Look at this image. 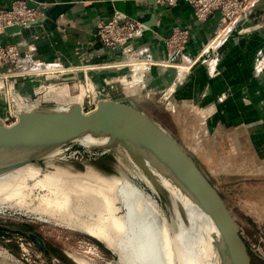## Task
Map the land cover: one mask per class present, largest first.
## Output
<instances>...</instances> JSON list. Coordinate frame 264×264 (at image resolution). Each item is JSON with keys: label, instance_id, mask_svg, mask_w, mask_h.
Segmentation results:
<instances>
[{"label": "rangeland", "instance_id": "rangeland-1", "mask_svg": "<svg viewBox=\"0 0 264 264\" xmlns=\"http://www.w3.org/2000/svg\"><path fill=\"white\" fill-rule=\"evenodd\" d=\"M249 22L259 26L253 25L255 28L251 32L246 26ZM186 58L190 61L179 56L175 61L177 67H168L180 69L175 77L181 78L174 79L164 88H144L143 83L138 82L140 85L137 83L139 88L136 90L134 81L127 84L120 81L126 75H118L119 81L111 82L103 93L101 87L97 89L91 82L88 86L79 80L65 84L70 86V96H81L87 107H92L97 92L101 97L106 95L114 99L134 96L152 108L154 117L194 153L220 188L241 226L253 264H264V14L258 16L254 9L250 17L243 16L233 23L222 17L219 27L202 48L195 54L186 53ZM183 64L188 65L187 71H181ZM12 80L7 79L5 87L0 89L4 92V114L13 95L17 98L23 96ZM74 84L78 86H72ZM48 85L39 86L43 87L41 92L44 95L39 104L53 108L61 106L63 100L59 101L55 96L59 91L67 90L64 88L67 86ZM114 85L120 87V91L108 95L109 90L117 91ZM88 92L92 93L90 97H86ZM104 148L76 142L35 164L43 173L57 167L74 173L94 168L105 174L128 177L158 201L171 243H175L178 230L187 233L188 229L193 230L187 218L186 225L183 223L180 211L165 193L157 194L138 177L135 161L130 160L123 147ZM65 185L79 191L86 184L69 181ZM36 193L47 191L38 189ZM36 204L39 200L33 199L28 205L30 210L9 207L0 212V225L7 227L0 229V264H80L78 258L90 260L93 264H120L118 255L97 238L57 224L55 219L50 222L38 219L39 213L31 210ZM25 231L41 236L55 258L42 251ZM22 241L24 247L20 245ZM208 256L206 259L211 261L218 259L211 250ZM203 261L207 264L205 258ZM176 264H180L178 260Z\"/></svg>", "mask_w": 264, "mask_h": 264}, {"label": "bare ground", "instance_id": "bare-ground-1", "mask_svg": "<svg viewBox=\"0 0 264 264\" xmlns=\"http://www.w3.org/2000/svg\"><path fill=\"white\" fill-rule=\"evenodd\" d=\"M175 55L176 52L172 53L171 59L161 60L160 63L177 66L172 62ZM137 60L143 61L142 64L150 62V59L143 57L130 61L134 63ZM181 66L184 68L181 71L188 70V65ZM49 69L56 71L59 67ZM60 69L64 71L68 68ZM77 99L80 102L58 108L79 104L84 109L81 96ZM26 111L31 110L21 109L20 113ZM1 124L5 123L0 120ZM79 142L103 146L106 139L86 135L79 138ZM58 151L59 148L55 149L49 156L53 157ZM136 161L137 164L132 162L139 171L138 177L157 194L163 192L167 195L172 205L180 211L183 223L186 218L189 220L193 230L188 229L189 233L178 230L174 244L170 242L158 201L151 194L128 177L105 174L94 168L84 173H74L57 167L54 171L43 173L41 167L30 163L0 174V212L9 207L27 211L33 199L39 200V204L31 209L39 213L38 219L45 222L55 219L57 224L97 238L118 255L120 264H176L177 260L180 264H204V258L207 264H216L206 258L209 257L212 241L219 237L218 229L206 209L187 193L174 164L148 143L137 146ZM69 181L86 185L74 191L77 189L66 187L65 183ZM38 189H45L47 193H36ZM77 261L80 264H93L82 258Z\"/></svg>", "mask_w": 264, "mask_h": 264}, {"label": "water", "instance_id": "water-1", "mask_svg": "<svg viewBox=\"0 0 264 264\" xmlns=\"http://www.w3.org/2000/svg\"><path fill=\"white\" fill-rule=\"evenodd\" d=\"M254 9L255 6L245 16L250 17ZM21 29L22 27L14 25L5 28V31L14 33ZM183 59L186 61L189 58ZM152 67L130 69L129 76L136 75L138 78L135 81L147 84L153 77ZM56 79L57 82H70L78 78L64 76ZM45 85H48V81L39 86L46 87ZM4 87L3 82L0 89ZM153 113L154 110L142 102L127 98L114 99L106 95L97 101L96 107L91 111H85L79 104H72L63 109L39 106L22 112L14 123L0 125V174L36 163L48 157L55 149L60 150L68 144L79 142V138L86 135L105 138L103 147L107 149L123 147L136 163L137 146L152 144L174 164L187 193L212 217L219 232L218 239L212 241L210 248L218 256L213 261L216 264H253L241 226L220 188L200 165L194 153ZM3 228L7 227L0 225V229ZM24 233L49 257L55 258L41 236L32 231Z\"/></svg>", "mask_w": 264, "mask_h": 264}, {"label": "crops", "instance_id": "crops-1", "mask_svg": "<svg viewBox=\"0 0 264 264\" xmlns=\"http://www.w3.org/2000/svg\"><path fill=\"white\" fill-rule=\"evenodd\" d=\"M12 1L0 0V8H9ZM29 2L31 5L41 4V17L29 26L23 27L19 32L8 33L5 30L0 32V43L19 44L23 54L42 61L44 64L58 63L62 67L72 69L66 73L13 78L12 81L19 92L29 97L42 91L43 88L39 87L42 82H51L48 86H65V83L74 82H57L56 78L64 76H75L81 82L85 77H88L93 80L97 89H100L99 86L102 88L101 90H107L109 84L115 81L118 75H126L121 77L120 81L123 84L134 81L137 90L139 83L135 81V78L137 79L138 76H129V67L109 66L126 63L121 60L120 50L106 47L97 37L99 25L114 17L125 15L145 24L146 28L135 43L138 46H148L151 56L158 63L165 58V38L171 34L174 26L190 29L191 39L186 53L195 54L217 30L222 19V15L216 12L206 22L199 23L195 18L192 5L186 0H176L172 4L166 0H29ZM255 13L258 16H263L264 0L257 1ZM253 25L259 26L253 22L246 25L248 29L251 28V32L255 28ZM228 50L230 48H227ZM132 62L130 61V63ZM142 62L137 60L134 63L142 64ZM164 66H169V63ZM152 68L153 77L147 84H142L144 88L147 86L164 88L175 79V69L163 68L159 65ZM6 70L7 67H4L0 72ZM1 76L3 74L0 73ZM106 77H109V80L112 79L111 82H108ZM2 83L0 80V85ZM66 86L64 88L67 90L59 91L55 96L59 101L63 100L61 106L80 102L77 99L78 96H70L68 92L70 86ZM72 86L77 87L78 84ZM118 88L120 87L114 88L117 91L109 90L108 95L120 91ZM2 93L4 92L0 90V115L6 111ZM95 96L96 101L101 99L99 93L96 92ZM117 98L141 101V99L129 95ZM82 105L84 107L83 100Z\"/></svg>", "mask_w": 264, "mask_h": 264}, {"label": "built area", "instance_id": "built-area-1", "mask_svg": "<svg viewBox=\"0 0 264 264\" xmlns=\"http://www.w3.org/2000/svg\"><path fill=\"white\" fill-rule=\"evenodd\" d=\"M169 4L174 3L176 0H166ZM190 2L194 9L195 18L199 23L206 22L211 15L219 12L224 21L233 23L238 19L245 16L252 7L256 5L258 0H186ZM42 15L41 4L31 5L29 0H13L9 8H0V32L4 31L5 28L9 26L18 25L20 27H27L33 23L36 19L40 18ZM122 15V14H120ZM146 28L145 24L137 19L131 18L129 16H119L114 17L111 20L105 21L99 25L97 30V37L103 45L111 49H119L121 52L122 59L125 64H117L120 67L125 66L130 69H135L136 66L150 67L153 65H161L162 63H155L154 58L149 52L148 46H138L135 42L140 36L141 32ZM191 39V31L189 28H184L181 26H174L171 34L165 38L166 54L163 61L171 59L172 53L176 52V57L172 58V62L178 65L176 59L181 57H186L187 46ZM147 58L150 62L145 64H127L132 59L136 58ZM120 60V61H121ZM115 66V65H114ZM7 67L5 72H1L3 76L0 80L5 82L9 78H21L29 76H39L43 74H57L66 73L71 71V68L61 71L62 67L58 63L44 64L42 61L36 60L33 57L23 54L19 44H1L0 43V70ZM52 67H59V70L52 72H45ZM118 67V66H117ZM166 67V66H165ZM167 67H177V66H167ZM44 71V73H38L37 71ZM37 72V73H36ZM7 74V76H4ZM112 79L107 80L111 82ZM119 81V78H115ZM85 85L88 86V82H93L91 78L85 77ZM92 91V88H91ZM99 91V90H98ZM92 93L88 92L86 97H90ZM44 97L43 93L40 91L35 94L34 98L26 97H11L12 101L8 102L7 112L0 115V120L5 124L14 123L21 109L33 110L41 106L40 100ZM93 97V96H92ZM92 107H87L84 105L85 111L93 110L97 101H92ZM89 108V109H88ZM21 240H23L21 238ZM21 246L24 247V242L22 241Z\"/></svg>", "mask_w": 264, "mask_h": 264}]
</instances>
